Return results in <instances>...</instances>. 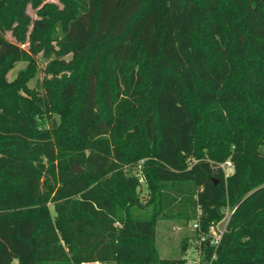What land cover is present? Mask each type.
I'll list each match as a JSON object with an SVG mask.
<instances>
[{
    "label": "trees",
    "instance_id": "1",
    "mask_svg": "<svg viewBox=\"0 0 264 264\" xmlns=\"http://www.w3.org/2000/svg\"><path fill=\"white\" fill-rule=\"evenodd\" d=\"M60 2L0 0V264H186L158 220L198 219L195 239L227 209L200 264H264V0ZM102 140L112 167L74 171ZM68 219L113 253L83 257Z\"/></svg>",
    "mask_w": 264,
    "mask_h": 264
},
{
    "label": "rangeland",
    "instance_id": "2",
    "mask_svg": "<svg viewBox=\"0 0 264 264\" xmlns=\"http://www.w3.org/2000/svg\"><path fill=\"white\" fill-rule=\"evenodd\" d=\"M54 3H57L59 6H62L60 0H47ZM27 11L33 18H37L36 9L33 8L31 5H28ZM6 36L14 40L11 32H7ZM23 46L27 47V43L23 44ZM70 56H67V58ZM39 72L37 76L29 81V85L31 87H35L37 81L42 80L45 76L44 69L46 67L47 61L44 60L40 55L37 56ZM26 66V62L20 61L16 64L14 68H12L8 73V78L13 79L18 71L21 68ZM87 158H81L80 161L77 162L81 167H83L88 175L100 170H106L112 167V165L108 162V156L110 153V143L108 140L96 141L91 150H89ZM71 159L68 157L62 158L58 161L60 165H72L70 164ZM232 169V168H231ZM67 172V171H64ZM70 177H74L75 174L72 170L67 172ZM86 183V182H85ZM63 199H67L65 202V206L70 205V201L72 196L69 197H62ZM51 210L53 214H55L54 205L51 204ZM62 215L63 222L65 223V219L68 217L67 209H62L60 211ZM66 222L71 223V225L66 228L68 231L74 235L72 240L76 244L78 251H80L83 257L94 260V261H102L105 259L109 253L112 254L114 247H112V239L110 236L107 235L105 230L101 229V227H97L93 224L89 223H81V224H74L71 220H67ZM68 223V224H69ZM117 225L116 222L113 223V228ZM195 231L192 229V221L185 223L182 219L179 218H162L159 219L157 222V230H156V238H157V246L159 250V254L162 257H181L185 256L187 259L186 264H193L194 261L198 258L201 259L202 254H200L201 247L196 246L194 242L193 235ZM186 243V251L183 253L182 245ZM58 257H66V250H60ZM65 252V254H64ZM109 254V255H110ZM12 264H18V260L14 259ZM104 264H113L104 262Z\"/></svg>",
    "mask_w": 264,
    "mask_h": 264
},
{
    "label": "built area",
    "instance_id": "3",
    "mask_svg": "<svg viewBox=\"0 0 264 264\" xmlns=\"http://www.w3.org/2000/svg\"><path fill=\"white\" fill-rule=\"evenodd\" d=\"M223 167L225 168L227 174L232 171L231 162L229 161L223 164ZM233 211L234 209H227L224 217L210 227L208 234H201L199 237L195 238L194 242L196 243V245L201 247L202 243L208 240V243L218 246V244L220 243L223 237V234L227 229V224L229 222L230 216L233 213ZM199 227H200L199 220L198 219L192 220V229L193 230L199 229ZM200 254H202V249H200ZM214 257L215 254H213V258ZM193 264H200V258L196 259ZM208 264H212V260H210Z\"/></svg>",
    "mask_w": 264,
    "mask_h": 264
},
{
    "label": "water",
    "instance_id": "4",
    "mask_svg": "<svg viewBox=\"0 0 264 264\" xmlns=\"http://www.w3.org/2000/svg\"><path fill=\"white\" fill-rule=\"evenodd\" d=\"M73 169H74V171H76V172H82V171H83V167H81L77 162L74 163V165H73Z\"/></svg>",
    "mask_w": 264,
    "mask_h": 264
}]
</instances>
